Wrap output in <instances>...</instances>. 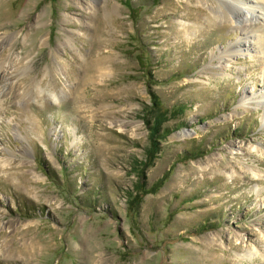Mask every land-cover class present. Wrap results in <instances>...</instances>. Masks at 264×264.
Masks as SVG:
<instances>
[{"label":"rangeland","instance_id":"1","mask_svg":"<svg viewBox=\"0 0 264 264\" xmlns=\"http://www.w3.org/2000/svg\"><path fill=\"white\" fill-rule=\"evenodd\" d=\"M212 3L0 0V264H264V60L209 69Z\"/></svg>","mask_w":264,"mask_h":264},{"label":"bare ground","instance_id":"2","mask_svg":"<svg viewBox=\"0 0 264 264\" xmlns=\"http://www.w3.org/2000/svg\"><path fill=\"white\" fill-rule=\"evenodd\" d=\"M209 10V18L212 21L229 23L231 25V28L236 30L239 29L242 34L245 35L241 36L240 40L236 41L234 45H230L228 50H224L220 52L219 55L212 57V61L210 62L209 66V69L211 71H213L214 73H218L219 68L227 67L229 65V60L231 58L233 59V53H235L236 50L238 53H240L242 51L240 46L243 45L246 47L245 51L248 54L249 47L252 46L254 49L258 48V50L260 47V50L258 52L255 51V55L262 54V60H264V0H213V3L209 7ZM259 19L261 20V23L258 24V26H255V24H253L252 22ZM187 35L189 34L187 33ZM249 37L253 39L247 41ZM214 64H216V66H214ZM251 95L246 99H241L242 107H247L251 104V101H253L255 102V106H260L264 109V90L257 95ZM187 134V130H182L179 131L176 136L181 138L187 136ZM251 171L253 172V174L258 175L255 169H252ZM256 252L259 253L258 250H256L255 252H252L250 250H247L243 253L236 252L235 256L240 259H253Z\"/></svg>","mask_w":264,"mask_h":264},{"label":"trees","instance_id":"3","mask_svg":"<svg viewBox=\"0 0 264 264\" xmlns=\"http://www.w3.org/2000/svg\"><path fill=\"white\" fill-rule=\"evenodd\" d=\"M155 127H156V124L153 122V123L151 124V126H150V133H151L152 135L156 132L158 125H157L156 128H155Z\"/></svg>","mask_w":264,"mask_h":264}]
</instances>
